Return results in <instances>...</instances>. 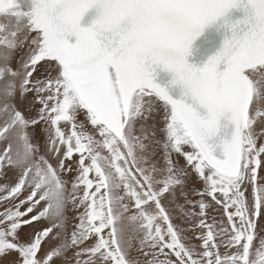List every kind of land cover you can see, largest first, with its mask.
<instances>
[{"label":"snow or ice","instance_id":"6c2138e0","mask_svg":"<svg viewBox=\"0 0 264 264\" xmlns=\"http://www.w3.org/2000/svg\"><path fill=\"white\" fill-rule=\"evenodd\" d=\"M0 264H264V0H0Z\"/></svg>","mask_w":264,"mask_h":264}]
</instances>
